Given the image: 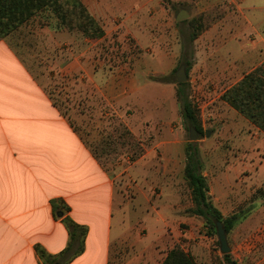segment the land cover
Here are the masks:
<instances>
[{"label":"rangeland","instance_id":"obj_1","mask_svg":"<svg viewBox=\"0 0 264 264\" xmlns=\"http://www.w3.org/2000/svg\"><path fill=\"white\" fill-rule=\"evenodd\" d=\"M81 1L100 36L59 26L56 16L45 11L2 40L75 125L77 114L100 105L99 97L92 104L87 92L76 90L71 69L78 54L147 72L152 86L138 122L116 112L108 120L90 112L78 121L85 124L80 126L82 137L113 174L123 199L112 222L111 264H161L176 246L188 251L195 264H228L217 234L191 211L194 203L186 178L178 195L161 189L165 165L174 155L169 150L185 152L191 145L202 161L214 204L224 217L241 216L227 234L231 256L239 264H264V130L224 99L228 88L264 61V0ZM181 9L190 15L178 21ZM193 33L197 37L191 41ZM61 61L71 64L68 70L56 64ZM182 63L188 75L185 89L203 128L197 140L190 138L177 98L175 72ZM159 95L162 108L156 101ZM124 111L138 112L130 102ZM86 127L97 130L89 136ZM156 137L175 139L177 146L166 147L168 151L153 146L150 140ZM171 167L165 177L183 173L179 164ZM145 177L160 178V186L151 188ZM159 216L156 226L149 223Z\"/></svg>","mask_w":264,"mask_h":264},{"label":"crops","instance_id":"obj_2","mask_svg":"<svg viewBox=\"0 0 264 264\" xmlns=\"http://www.w3.org/2000/svg\"><path fill=\"white\" fill-rule=\"evenodd\" d=\"M56 64L66 70L71 66L66 61ZM71 70L76 75V90L87 92L92 104L100 99L99 107H88L87 112L76 115L77 126L53 103L9 43L0 41V264H46L36 246L49 255H58L69 241L60 211L58 217L54 214V208L63 203L70 208L65 215L88 227L85 251L70 264H111L112 222L123 199L118 196L113 174L101 165L82 137L80 126L85 124L78 121L90 112L106 120L116 112L129 122L133 118L138 122L137 114L152 83L147 81L145 70L132 69L127 63L108 65L84 53L76 56ZM162 99V95L156 99L160 108ZM128 102L138 112L127 115L124 107ZM88 130L93 136L97 129ZM150 141L165 151L168 146H177L170 138ZM169 151L174 155L165 165L164 177L175 164L183 173L163 177L161 189L178 195L185 180L186 150ZM144 180L151 188L160 186V178ZM161 219L152 217L149 223L156 226Z\"/></svg>","mask_w":264,"mask_h":264},{"label":"trees","instance_id":"obj_3","mask_svg":"<svg viewBox=\"0 0 264 264\" xmlns=\"http://www.w3.org/2000/svg\"><path fill=\"white\" fill-rule=\"evenodd\" d=\"M50 11L56 16L59 26L82 28L90 36L102 34L99 27L88 13L81 0H0V41L15 31L22 24L30 21L38 14ZM197 33H193L191 41L195 40ZM186 82L178 83L177 98L182 109V117L188 129L194 126L200 134L203 133L202 123L196 108L185 89ZM226 102L235 110L247 117L260 129L264 130V62L246 73L243 78L228 88L224 94ZM198 151L191 145L186 150L185 178L191 189L194 207L192 213L206 219L210 230L217 234V221H222L224 227L230 232L241 219L238 213L224 217L220 209L214 204L210 195L206 177L202 173V161ZM54 203V201H53ZM55 207V206H54ZM69 207L64 203L54 208L55 217L59 216L69 232L67 246L56 256L49 255L41 247L36 246L40 259L47 264H70L77 256L85 251V242L88 227L78 224L69 215ZM220 243V242H219ZM228 264H239L230 253L224 254ZM161 264H195L192 255L183 248L176 246L168 251Z\"/></svg>","mask_w":264,"mask_h":264},{"label":"water","instance_id":"obj_4","mask_svg":"<svg viewBox=\"0 0 264 264\" xmlns=\"http://www.w3.org/2000/svg\"><path fill=\"white\" fill-rule=\"evenodd\" d=\"M189 12L186 9H181L175 16L176 20L180 21L183 20L187 17H189ZM176 77H177V82L178 83H183L186 82L188 79V75L186 72V64L182 63L179 68L176 70ZM189 132H190V138L191 140H197L198 136H199V131L194 127V126H190L189 127ZM206 135L209 136L210 135V131L206 130ZM58 215H62L61 212L58 213ZM216 226H217V236L220 242V248L221 251L226 254V253H230L231 251V247L229 245L228 242V237H227V231L224 227V224L222 221H217L216 222ZM54 264H60L59 262H55Z\"/></svg>","mask_w":264,"mask_h":264}]
</instances>
